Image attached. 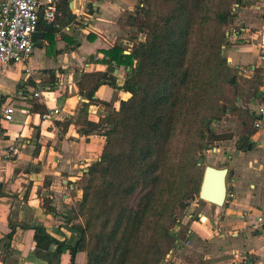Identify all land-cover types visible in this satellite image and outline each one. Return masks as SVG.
I'll return each mask as SVG.
<instances>
[{
	"label": "crops",
	"instance_id": "crops-1",
	"mask_svg": "<svg viewBox=\"0 0 264 264\" xmlns=\"http://www.w3.org/2000/svg\"><path fill=\"white\" fill-rule=\"evenodd\" d=\"M240 1L223 55L241 83L264 75V0ZM139 2L69 1L77 18L60 35L37 29L31 58L0 70V264H47L35 254L38 227L67 246L79 241L71 229L77 223L73 210L83 197L89 167L100 161L105 145L101 132L84 131L131 97L121 90L129 69L104 63L103 52L119 44L130 54L134 43L143 40L121 21ZM84 73H104L106 81L96 93L101 103L90 104L81 114L89 104L77 87ZM38 88L44 90L41 100L33 97ZM260 93V98L238 97V111L228 110L224 120L215 121L216 129L210 131L216 138L209 142L215 147L208 153L216 155H206L203 166L205 171L207 164L221 163L229 169L228 200L223 207L206 202L196 219L189 215L174 234L178 238L163 264H264V118L259 115L264 85ZM8 107L14 109L12 121L3 118ZM55 110V118H43ZM246 110L253 116L247 124L242 120ZM259 122L262 127L256 128ZM220 130L228 136L215 133ZM9 151L15 155L7 159ZM44 198L52 201L55 214L46 212ZM13 230V238L7 239ZM56 250L53 245L51 251ZM71 259L67 250L61 264H71ZM74 260L87 264L84 252Z\"/></svg>",
	"mask_w": 264,
	"mask_h": 264
},
{
	"label": "trees",
	"instance_id": "trees-1",
	"mask_svg": "<svg viewBox=\"0 0 264 264\" xmlns=\"http://www.w3.org/2000/svg\"><path fill=\"white\" fill-rule=\"evenodd\" d=\"M240 3L140 0L134 12L122 18V24L135 28L143 40L134 43L130 54L119 44L104 51L103 62L129 69L121 90L131 97L99 123H90L91 131H84L101 132L105 145L100 161L89 167L83 197L73 210L77 223L71 229L78 232L79 241L75 247L67 246L44 228H35L38 258L61 264V256L70 250L71 264H76L79 252L86 254L87 264L163 262L176 243L171 235L176 212L200 194L204 168L194 171L193 153L208 145L201 129L209 130L211 119L221 120L223 107L214 106L212 94L222 74L229 82L236 72L222 48L228 40L226 29L234 21L233 6ZM58 4L65 27L77 17L70 13L69 0ZM39 28L51 35L62 32L42 20ZM105 81L104 73L82 75L78 93L89 104L83 105L81 114L100 102L96 93ZM246 82L250 92L255 90L249 96L257 98L264 75ZM111 85L117 88L114 81ZM243 115L245 124L253 119L247 110ZM181 132L185 138L175 150ZM211 137L215 141V135ZM43 203L47 213L55 214L49 198Z\"/></svg>",
	"mask_w": 264,
	"mask_h": 264
},
{
	"label": "built area",
	"instance_id": "built-area-1",
	"mask_svg": "<svg viewBox=\"0 0 264 264\" xmlns=\"http://www.w3.org/2000/svg\"><path fill=\"white\" fill-rule=\"evenodd\" d=\"M143 7V5H141ZM238 6V5H237ZM64 13L60 9L58 0H1L0 2V70L10 64L26 63L32 56L35 48L34 37L40 21L58 31L64 30L62 21ZM61 31L59 32L60 35ZM239 34V31L236 32ZM264 52V41H260ZM264 61V54L262 55ZM44 90L36 89L33 97L36 100L43 98ZM59 111L43 114L44 119H53ZM14 109L8 107L3 111L6 121L13 120ZM264 118V105L259 110ZM261 122L256 128H261ZM15 151H9L7 159L12 158ZM262 221V218H259Z\"/></svg>",
	"mask_w": 264,
	"mask_h": 264
},
{
	"label": "rangeland",
	"instance_id": "rangeland-1",
	"mask_svg": "<svg viewBox=\"0 0 264 264\" xmlns=\"http://www.w3.org/2000/svg\"><path fill=\"white\" fill-rule=\"evenodd\" d=\"M237 5L238 4H234V6H233V13H234L235 16H236V13H237V11L239 9L238 8L239 5L238 6ZM231 25L227 27V29H226L227 33L230 30ZM139 37L141 39H143L142 35H140ZM227 38H228V36H227ZM227 42H228V40H227ZM222 54H223V48H222ZM223 57L226 59V57L224 55H223ZM235 75H236V72L231 77V80L229 82H227L225 80V76L222 74L220 79H219L218 87L215 88V91L212 94V100H213L214 106H216L218 108L219 107H223L222 108L223 112L220 115L221 116V120H219V121L224 120V118L227 116V111L228 110H231L232 112H235L234 109L238 110L236 108L237 107L236 104L238 103V101H237L238 97L244 98L246 100V98L249 97L250 93H252V92H250V87H249V84L246 82V80H243V82H241V83L237 82V79H236ZM233 78L236 79V80L232 84L231 81H232ZM248 99H250V98H248ZM242 120H244V117H242ZM214 125H215V121L211 119L207 123V126L209 127V130L207 128H202L201 131H200L201 135H204L208 145H206V147L203 150L196 151V152L193 153V156H194V159H195V162H196L194 171H197V169H199V168H204V166H198V164H197V161L201 157L205 158L206 155H210V156H215L216 155L212 151L208 153L209 150H212V148L215 147V144L209 145L210 139L212 138L211 137L212 136V133H211L212 131H210V130L211 129H216ZM219 132L221 133V135H220L221 137L228 136L227 134H224V133H226L224 130H220L218 132L215 131V133H219ZM183 137L185 138V133L181 132L178 135V137L176 138L177 140H176V143H175V150H177V146L178 147L181 146L180 142L183 141ZM174 153H175V155H174L173 161H175L176 155L178 154V152L174 151ZM175 162H177V160ZM207 165L208 166H214L216 168H227L226 165L221 164V163H216V166L213 165V164H207ZM206 205H207L206 202H203V201H201L199 199V195H196L193 200L188 201L186 206L183 209H179L176 212V217H175V219H176L175 223L176 224L172 226V232L171 233H173V235L177 234L176 231L181 226L185 225L186 221L189 220L188 219L189 215H193L195 217V219H196L198 214L200 213V211L203 208H205ZM176 238H178V237H176ZM166 257H165V259H166ZM164 260H163V262H164ZM163 262L161 264H163Z\"/></svg>",
	"mask_w": 264,
	"mask_h": 264
},
{
	"label": "water",
	"instance_id": "water-1",
	"mask_svg": "<svg viewBox=\"0 0 264 264\" xmlns=\"http://www.w3.org/2000/svg\"><path fill=\"white\" fill-rule=\"evenodd\" d=\"M73 3L75 0H69ZM78 5H80V0H78ZM76 12H80V7L78 6ZM37 37V33L35 34ZM234 78L231 83L234 82ZM262 96L259 93L258 98ZM198 166H203L205 164V158L201 157L197 161ZM228 168H216L214 166H205L204 177L200 189L199 199L201 201L215 205L216 207H223L229 197V186H228ZM173 235V233H171Z\"/></svg>",
	"mask_w": 264,
	"mask_h": 264
}]
</instances>
